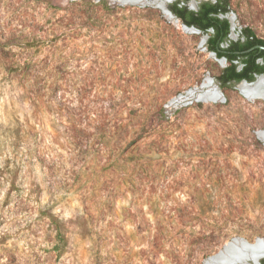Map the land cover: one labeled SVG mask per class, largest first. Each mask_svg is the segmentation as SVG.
Returning <instances> with one entry per match:
<instances>
[{
	"label": "rangeland",
	"instance_id": "1",
	"mask_svg": "<svg viewBox=\"0 0 264 264\" xmlns=\"http://www.w3.org/2000/svg\"><path fill=\"white\" fill-rule=\"evenodd\" d=\"M162 3L0 0V231L34 216L5 264H206L264 239V100L220 87L227 62ZM228 3L264 40V0Z\"/></svg>",
	"mask_w": 264,
	"mask_h": 264
},
{
	"label": "flooded vegetation",
	"instance_id": "2",
	"mask_svg": "<svg viewBox=\"0 0 264 264\" xmlns=\"http://www.w3.org/2000/svg\"><path fill=\"white\" fill-rule=\"evenodd\" d=\"M225 1L226 0H201L196 5H193V6H190L187 3L188 0H175L171 3H169V4L177 3V7H179V8L184 7L187 9V11L193 12L195 15L200 14L201 11H204L206 7L212 6V8L209 9L210 13L208 15L218 19L219 23L216 26L208 27L206 30L200 29L196 24H191L189 26H186L180 18H178L176 15H174L168 9V7H167V9L170 11L171 15L174 18H176L178 21H180L183 24V26H185L189 29L198 31L199 33L207 35V39L205 40V47H206L207 51H208L209 40L212 37H215L216 41L218 42L219 50H221V51L225 50V52L228 54L237 55V58H235V60L230 62L225 57L217 58V56L214 52L208 51L210 53H213L217 59H221V60L225 59L226 60L225 62H227V64H228L220 72V74L218 76L222 75L224 73V70L228 66H230L231 64H233L235 66V72L244 71V69H246V64L244 63V58L241 56L244 54H248V53H254L257 56L254 59L255 64L260 65V66H264V45L263 44H260V43L255 44L254 43L253 45H251L250 48H248L245 51L239 50L238 47L232 46V44H234V43L244 45V44L249 43V42L244 37V35L242 33L243 30H240V32H237L238 35L235 34L236 32H235V29L233 28L232 20L228 15L229 10L224 11ZM224 21H227V23H228L227 26L225 25V23L221 24V22H224ZM223 34H225V36L223 37V39H220V37H222ZM245 71L247 72V74L249 76L254 77V80L258 76L264 75V74H258L257 71L253 67H249ZM217 82L219 85L221 84L220 81H217ZM235 84L236 83L234 81L228 82V85H235ZM260 264H261V262H260Z\"/></svg>",
	"mask_w": 264,
	"mask_h": 264
},
{
	"label": "trees",
	"instance_id": "3",
	"mask_svg": "<svg viewBox=\"0 0 264 264\" xmlns=\"http://www.w3.org/2000/svg\"><path fill=\"white\" fill-rule=\"evenodd\" d=\"M167 7L174 15L180 18L186 26L196 24L200 29L206 30L208 27L216 26L219 23L218 19L208 15L210 13L209 9L212 8V6L206 7L205 10L201 11V13L198 15H195L193 12L187 11V9L184 7H177V3L169 4ZM225 10H229L228 0L225 1L224 11ZM222 23H225L226 26L228 25L227 21L221 22V24ZM242 33L249 43H246L244 45L234 43L232 44V46L238 47L239 50L245 51L250 48L251 45H253L254 43H260L264 45V40L257 38L251 30L245 28L243 29ZM224 36L225 34H223L220 39H223ZM208 51L214 52L217 58L225 57L230 62L237 58V55L228 54L225 52V50H219L218 42L216 41L215 37H212L209 40ZM241 57L244 58L246 69L249 67H253L258 74H264V66L257 65L254 62L255 57H257L254 53L244 54ZM246 69L241 72H235V66L231 64L224 70V73L222 75L216 77V80L220 81V87L222 88L229 86V81H234L235 83H238L242 80H245L247 82H253L254 77L249 76L245 71ZM261 264H264V259L261 260Z\"/></svg>",
	"mask_w": 264,
	"mask_h": 264
},
{
	"label": "water",
	"instance_id": "4",
	"mask_svg": "<svg viewBox=\"0 0 264 264\" xmlns=\"http://www.w3.org/2000/svg\"><path fill=\"white\" fill-rule=\"evenodd\" d=\"M168 3H171V1L168 0ZM165 5V3H162L161 5L164 12L172 16L170 11L165 7ZM211 54L214 55L213 53ZM222 60L224 62L226 61L225 59ZM260 78L264 81V75H260L253 82H247L245 80H242L236 83L234 86L238 89L240 88V86H247L248 88H253L254 84ZM242 94L249 100H254L256 98V95L249 94V96H247L244 94V92H242ZM239 248L241 249L240 253L238 250ZM234 250L236 251V253H233ZM263 259L264 239H256L254 243H248L243 239H235L225 244L217 254L208 259L206 264H260L261 260Z\"/></svg>",
	"mask_w": 264,
	"mask_h": 264
},
{
	"label": "clouds",
	"instance_id": "5",
	"mask_svg": "<svg viewBox=\"0 0 264 264\" xmlns=\"http://www.w3.org/2000/svg\"><path fill=\"white\" fill-rule=\"evenodd\" d=\"M43 23V21H40ZM16 88L15 84H8L5 87V104L7 103V97L11 96L13 100H15V95L13 94L12 89ZM17 107H22V105H17L16 107H13L11 111L13 113L16 112ZM7 112V109H6ZM54 126L59 128V124L57 121H52ZM59 179V177H57ZM41 187H45V185H41ZM40 208H51L52 204L48 201H46L43 205H38ZM34 219L33 215H30L28 213H20V215H15L14 213H6V220H5V226L3 227V230L0 231V237L11 235V239L8 241L5 245H0V255L4 256V260H0V264H5V261L8 260L9 256L12 255L16 249H15V243L18 241L20 242L25 248L27 245L25 244V241L23 238L28 236V233L23 231L24 226L28 223H31V221ZM15 225V226H13Z\"/></svg>",
	"mask_w": 264,
	"mask_h": 264
},
{
	"label": "bare ground",
	"instance_id": "6",
	"mask_svg": "<svg viewBox=\"0 0 264 264\" xmlns=\"http://www.w3.org/2000/svg\"><path fill=\"white\" fill-rule=\"evenodd\" d=\"M241 92H244L245 95H256V98H261L264 100V81L260 78L255 84L253 88H248L247 86L240 87ZM239 253L241 249L239 248ZM236 253L234 250L233 253ZM219 259V258H218Z\"/></svg>",
	"mask_w": 264,
	"mask_h": 264
}]
</instances>
